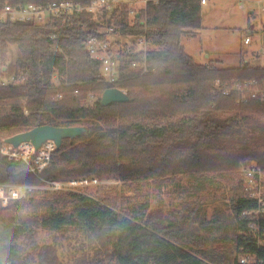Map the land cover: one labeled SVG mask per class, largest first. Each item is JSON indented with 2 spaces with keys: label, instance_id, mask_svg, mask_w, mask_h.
I'll return each mask as SVG.
<instances>
[{
  "label": "trees",
  "instance_id": "1",
  "mask_svg": "<svg viewBox=\"0 0 264 264\" xmlns=\"http://www.w3.org/2000/svg\"><path fill=\"white\" fill-rule=\"evenodd\" d=\"M53 1L60 0H0V12L6 5ZM71 1L86 5L90 0ZM131 9L129 2L117 3L105 25L84 12L52 17L45 24L0 20V132L6 139L39 125H83L82 134L63 139L56 148L42 173L44 180L99 171L122 180L183 174L199 192L220 183V177L231 186L226 203L232 211L234 245L226 252L190 244L183 221H159L150 212L148 197H120L116 188L101 187L95 196L33 189L8 206L0 203V264H61L55 245L35 242L38 228L75 232L95 253L93 264H264V216L257 221L243 214L255 209L257 201L246 196L240 171L246 159L256 160L264 170V67L199 63L186 51L182 39L203 28L201 0L149 1L135 8L133 17ZM131 23L145 29L155 47L134 55L124 52L120 79L108 83L86 41L90 36L105 39L109 28ZM13 44L19 55L12 75L24 79L4 84L1 67ZM144 56L148 72L131 68ZM252 79L260 91L245 102L237 91L226 95L216 88L218 80L230 84ZM109 87L124 89L129 100L103 106L101 96ZM90 94L95 101L86 105ZM178 150L184 152L180 163L174 161ZM42 182L20 162L0 154V183ZM201 223H218L221 229L226 222ZM254 223L258 233H253ZM232 248L239 255L233 256ZM245 256L250 260L242 263Z\"/></svg>",
  "mask_w": 264,
  "mask_h": 264
},
{
  "label": "rangeland",
  "instance_id": "2",
  "mask_svg": "<svg viewBox=\"0 0 264 264\" xmlns=\"http://www.w3.org/2000/svg\"><path fill=\"white\" fill-rule=\"evenodd\" d=\"M118 2H129L130 0H117ZM132 8L141 9L144 5L140 0H132L129 2ZM264 0H206L203 4L202 24L203 28L195 37L183 38L182 43L186 51L192 55L196 61H207L206 55L210 59L221 60L223 64L217 62L218 66H238L241 63H249L253 66L264 67ZM111 8L103 10L102 17L107 18L111 12ZM245 33L241 29H247ZM105 28V26H104ZM138 34L128 32L125 41L131 44L136 40ZM123 37L116 36L113 39ZM249 37L250 42L245 43V38ZM153 48V46H151ZM19 55L17 45H11L9 49V58L4 66L1 67V81L4 84L13 83L12 79L14 62ZM211 61V60H210ZM216 62V61H215ZM95 96L90 94L85 104H93ZM77 126H82L78 124ZM0 132V138L3 136ZM5 142L4 136L1 138ZM1 143V142H0ZM1 146V145H0ZM184 152L177 151L180 163V155ZM256 162L254 159H246L243 163ZM95 177L97 182L84 187L73 188L68 190H56L65 192H81L89 195H96L97 189L105 187L106 190L116 188L119 196H125L131 199H143L148 197L150 202V212L159 221L162 219L174 218L179 219L183 223V230L188 234L185 241L198 245H204L216 250L228 251V247L234 245L232 241V211L229 207L227 198L230 196V189L225 180L218 177L220 183H211L207 188L197 192L189 184L187 175L179 174L157 179H125L122 180L114 173H104L99 171L96 173L73 174L60 179L70 177ZM45 190L42 184L35 185L34 190ZM50 190V189H47ZM54 191V190H53ZM246 189V196L248 197ZM125 199V198H124ZM2 205V204H1ZM3 206V205H2ZM27 212L26 208H22ZM221 219V229H217L218 223H209L206 227L203 221H213ZM181 225V224H180ZM212 229L207 231L208 229ZM227 227L228 236L225 235ZM198 236L199 239H196ZM35 242L38 245L53 244L55 245L57 255L61 260V264H93L95 253L89 251L82 243V237L75 232H53L46 228H38L35 236ZM202 242V243H200ZM29 253H34L31 245H25ZM234 248V247H233ZM231 249L233 256L237 255V251ZM239 255V254H238ZM89 263V264H90ZM114 264V263H110Z\"/></svg>",
  "mask_w": 264,
  "mask_h": 264
},
{
  "label": "built area",
  "instance_id": "3",
  "mask_svg": "<svg viewBox=\"0 0 264 264\" xmlns=\"http://www.w3.org/2000/svg\"><path fill=\"white\" fill-rule=\"evenodd\" d=\"M132 0L129 2L131 3ZM154 3L160 0H140L144 5L147 2ZM205 3L206 0H201ZM117 0H90L86 5L75 3L71 0L53 1L47 4L27 3L17 7L6 5L0 12V20L7 18L19 21H32L37 24H45L49 22L52 17H61L63 15H70L74 13H88L91 14L93 19L98 20L99 23L105 25L107 20L102 17L103 10L106 8L114 7ZM264 9V8H263ZM112 10V9H111ZM136 9H131L130 15L134 16ZM108 19V18H107ZM126 28H109L108 34L105 39H100L97 36H90L86 41V47L90 56L100 62L101 72L104 79L108 83H114L120 79L121 75V58L124 52L132 55L140 52L152 50L154 46L148 39L146 30L142 28H133L132 23ZM135 32L138 34L135 41L128 44L125 39L127 33ZM122 36L119 39H113L116 36ZM250 38H245V43H249ZM264 53V51H263ZM143 62L133 61L130 66L141 73H146L150 69L148 67L147 59L144 56ZM12 79L16 83L23 81V76L18 79ZM216 88L223 94H230L232 91H237L241 94L243 102L248 100V97H255L260 89L256 86V81L252 80H235L230 84H223L221 81L216 82ZM124 90V89H122ZM125 91V90H124ZM75 92H78L76 89ZM61 97V95H59ZM57 148L55 141L46 140L40 147L36 148L35 145L28 141L22 142L18 146L10 143L3 142L0 146V154L6 156L9 160L20 162L23 164L28 172L43 180V187L50 190H68L73 188L84 187L97 182V178L91 177H70L67 179L58 180H44L41 176L44 170L49 166L54 152ZM241 174L245 180V186L248 191V197L257 201V207L252 210H245L243 214L248 216L249 219L259 221L264 216V170L257 162L243 163L240 168ZM35 186L28 184H11L0 183V203L3 206H8L12 201L23 199L33 191ZM253 223V222H252ZM253 233L259 232V225L254 223L252 225ZM249 257L245 256L241 259L242 263L249 262Z\"/></svg>",
  "mask_w": 264,
  "mask_h": 264
},
{
  "label": "water",
  "instance_id": "4",
  "mask_svg": "<svg viewBox=\"0 0 264 264\" xmlns=\"http://www.w3.org/2000/svg\"><path fill=\"white\" fill-rule=\"evenodd\" d=\"M129 100L127 93L118 87H109L101 96V104L107 106L112 102H126ZM85 131L82 126L57 127L52 125H39L28 131L15 134L5 139L6 143L18 146L22 142H32L36 148L46 140L55 141L57 148L62 145L63 139L74 138Z\"/></svg>",
  "mask_w": 264,
  "mask_h": 264
},
{
  "label": "crops",
  "instance_id": "5",
  "mask_svg": "<svg viewBox=\"0 0 264 264\" xmlns=\"http://www.w3.org/2000/svg\"><path fill=\"white\" fill-rule=\"evenodd\" d=\"M206 3V2H205ZM205 3H202V7H203V4H205ZM198 33H199V31H198ZM154 47L155 46H153V49H154ZM192 56V55H191ZM193 57V56H192ZM194 58V57H193ZM206 58H207V61H205V62H199V63H208L210 60L211 61H217V60H214V59H210V56L209 55H206ZM195 59V58H194ZM220 61V64H223V62L221 61V60H219ZM198 62V61H197ZM216 63V62H215ZM217 64H219V63H217ZM236 66V65H235Z\"/></svg>",
  "mask_w": 264,
  "mask_h": 264
}]
</instances>
